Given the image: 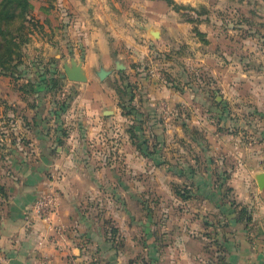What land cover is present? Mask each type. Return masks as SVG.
Returning a JSON list of instances; mask_svg holds the SVG:
<instances>
[{
  "label": "crops",
  "instance_id": "obj_1",
  "mask_svg": "<svg viewBox=\"0 0 264 264\" xmlns=\"http://www.w3.org/2000/svg\"><path fill=\"white\" fill-rule=\"evenodd\" d=\"M174 1L194 10H175L168 0H59L55 31L70 36L72 46L71 57L64 61L75 57L82 62L88 81H69L72 92L49 95L44 109L26 107L21 125L13 114L15 122L5 127L4 143L12 155L6 156V171L0 167L5 193L0 191V264H264V188L258 183L264 172V110L255 102L254 88L241 93L250 80H216L219 90H229L231 84L234 90L225 96H217V89L207 91L210 124L203 129L190 123L196 117L190 104L198 99L167 77L169 73L166 78L148 76L159 58L173 60L172 48L182 35L190 34L199 46H206L225 43L224 37L240 31L256 41L243 50L264 52V0ZM245 6L251 7L249 13ZM240 48L233 40L231 53ZM221 58L216 54L217 61ZM117 61L126 66L123 71L135 85L136 109L129 115L108 78L115 73L104 80L96 75L101 67L114 68ZM8 80L9 86L15 85ZM68 95L69 107L61 111L57 100ZM134 124L138 133L145 129L148 146L155 137V155H150L155 157V191L173 198V204L179 202L171 208L162 234L159 226L165 223L151 217L154 232L148 223L143 224L145 233L138 234L134 217L141 205L125 192L121 177L126 170L121 164L136 167L145 157L135 144L138 138L133 140L129 133ZM113 132L119 134L114 152L91 156L92 147ZM211 134L215 141L207 140ZM128 149L133 157L119 156ZM174 183L189 184L192 198L177 197ZM226 185L232 195L222 190ZM52 187L60 196L54 222L68 227L66 234L55 232L32 212L39 193ZM107 194L116 197L117 216L130 219L132 235L123 234V221L101 206ZM112 224L121 233L117 238Z\"/></svg>",
  "mask_w": 264,
  "mask_h": 264
},
{
  "label": "rangeland",
  "instance_id": "obj_2",
  "mask_svg": "<svg viewBox=\"0 0 264 264\" xmlns=\"http://www.w3.org/2000/svg\"><path fill=\"white\" fill-rule=\"evenodd\" d=\"M30 2L32 4V9L29 14V19H31V22H25V29L22 30L21 34H19V32L15 34L17 35L18 42H21L20 56L14 59L12 67L9 70H5V72L8 71L7 73L9 74L13 72V77L8 76V74L6 73L0 72V104L3 105L2 107L4 109V106L8 105L6 109L16 110V114L20 119L17 118L16 122H14L20 123V125L23 123V118H21L20 116L23 115V110L26 107L30 106V103H35L38 109H44L47 107V103L50 101L49 99H51L49 95H51L52 97L57 96L64 89L68 91L67 93L72 92L71 87L67 86L66 84L70 80H68L67 78H61V74L65 72L63 61L71 57L70 47L72 46H70V36L57 35L55 31L56 27L54 20L61 9L59 0H30ZM222 8L224 9L223 18H226L227 16L225 12L226 9H228L227 3H224ZM243 9L249 13L251 7L245 6V8ZM181 10H183V12L185 10V12L188 13L186 9L181 8ZM44 15H47L49 23H47L48 21L46 20V18H44ZM256 19H258V17H256ZM43 21H45L46 24L43 23ZM224 32H226L225 29ZM225 34L226 33H224V35ZM233 34L234 37H230L229 35L227 37H224L227 41L225 43L223 42L219 45L216 42H212V44L206 46L202 44L199 46L196 40L191 39L192 37H190V34L188 36L182 35V37H177L176 42L178 44L176 48H172L173 52H171L173 60L164 61V58H159L157 61H155V65H151L150 69L148 70V76L155 75L156 79H158L159 77L166 78L165 75H168L166 73H169L167 77H169L176 83L178 82L189 95H192L193 97L198 99L196 103L190 104L195 108L193 111L194 115L196 116L190 123L202 127L203 129L204 127H209L207 125L210 124L207 120L209 114L206 112L207 108L209 107V104H207L206 102V94L208 93L207 91H216L217 89L218 93H215L217 94V96H220L221 94L225 96L230 95L231 93L228 92H233L232 90H234V85L232 84L229 86V90H226L225 88H220L219 90V86L216 84V80L222 77L223 79H249V85L243 86L241 93H246L248 91L250 92V90L254 88L252 94H255V102L260 105L262 110H264V52L261 51L257 53H249L250 51L248 50V48L246 51L243 50L245 49L244 45H252L250 47H253L256 43L255 39L252 40V38H246L240 31H234ZM176 36L174 37L176 38ZM233 40H236V42L241 45L240 52L231 53ZM221 48H223L224 51H222ZM205 50L208 51V53H205ZM165 53L167 52H164L163 54ZM80 54L81 56L83 54L85 55V53ZM216 54L218 56H222L219 61L215 59ZM253 58L255 59L254 61ZM240 59H243V61L241 62ZM232 64H235L233 66L236 67V75H234L233 72L235 68H231ZM219 65H221L222 68L216 69ZM114 71L115 74L113 75V77H108L109 79H111L110 83H114V79L115 81L117 79H121V75L118 76L116 74L119 70L115 69ZM92 77H94V75H92ZM60 78L63 79V85L58 90L50 89L52 85L50 83H44L39 84L35 92L33 91L29 95L25 94L24 98L20 91H16V88L21 87V85L28 79H36V81L41 83L39 79H44L43 81L49 82V79ZM8 79L22 80L21 82L17 83H15L14 80H11V82L13 81V84L15 83V85L11 87L8 85ZM166 115L168 117V113H166ZM157 118L162 122L167 121L163 117ZM5 124L6 121H0V125L3 126ZM212 129L216 130V128ZM144 131L142 129L139 132L141 139L146 138V134ZM7 133L8 129H6L3 134ZM196 136H198V134ZM151 138L154 139L153 143L150 144L151 148H147L146 146L144 150L141 151L142 154L145 155L142 162L136 164V167L134 166V163H128L126 165L121 164L123 168H126L125 172L122 173L123 176H121L125 182V185H127L125 192L131 193L134 197L133 199L137 201L138 205H141V211L137 212V216L134 217L139 226L138 234L145 233L143 230V224L148 225V223L151 221L150 219H148L150 217L154 220H158L162 224L165 223V226H159L162 234V232L166 231L167 229L166 225L169 219V212L171 208H173V206H179L178 201L175 202L176 204H173V202L175 201L173 198L159 195L155 191V157L149 156L152 155L151 151H155V137L151 136ZM118 139L119 134L115 132L107 135L105 138H103L101 144H97L95 145V147H92L94 152L91 156H95V158H101V156H103L101 154H103L104 151L105 154L109 156L112 152H114L113 150L117 146L116 143ZM209 139L211 141H215L216 137L211 134V137H209L207 140L209 141ZM104 143H106V146H108L106 150L103 149L106 146H102L104 145ZM129 149L122 152L119 156H122L123 158L133 157V153H130ZM138 150L140 149L138 148ZM1 151H3L4 153L6 152V154L8 153V151L0 149V166L4 168V171H6V168L9 164L6 163L7 161H5L6 159H4ZM149 152L151 153L148 154ZM188 152L191 153L190 150ZM201 154L203 155L202 152ZM5 158L7 157L5 156ZM227 188L228 185L224 186L222 190L226 191ZM49 190H54L58 194L59 201V190H56L55 188L47 189L43 192L41 191L39 195ZM228 194L232 195V192L229 191ZM105 197L107 199H103L104 201H102L101 206L107 208L110 211L111 215H113V217L115 216L118 220L119 217L117 216V214L119 213H117L116 211V208L118 207L116 197L112 195ZM102 198L103 197H100L99 199ZM85 201H88L87 197H85ZM83 208L84 210H86L85 207ZM88 212H86V214ZM173 217L177 218V215ZM109 219H111L114 223L117 221L112 218ZM119 219L123 221V225L121 226L123 227L122 233L132 235V230L128 228V226L130 225V219L123 217ZM117 223H119V221H117ZM112 225L114 226V224ZM148 227L149 231L153 233V230H155V226H151V223H149ZM119 233V231L118 233H116V238Z\"/></svg>",
  "mask_w": 264,
  "mask_h": 264
},
{
  "label": "trees",
  "instance_id": "obj_3",
  "mask_svg": "<svg viewBox=\"0 0 264 264\" xmlns=\"http://www.w3.org/2000/svg\"><path fill=\"white\" fill-rule=\"evenodd\" d=\"M170 4H173V7L175 10H181L182 9H188V10H194L192 7L180 5L177 4L174 0H168ZM32 9V4L30 0H0V72L8 74V76L13 77L12 73H7L5 70H9L12 67V63L14 59L18 56H20V47L21 42H18L17 40V32L21 34L22 30L25 29V22H31V19H29V14ZM34 20V19H32ZM190 21H195V19H189ZM34 22V21H32ZM18 24V25H17ZM197 35L202 38L205 42L206 39H204L205 34L199 30L196 31ZM146 69H149V66H146ZM117 75H121V79H117L114 81L112 86L117 91V94L120 98V106L123 109L124 114L129 115L134 112L136 109L135 105L133 104L135 100V85L132 83L129 75L126 74L125 71H118ZM14 80L15 83L21 82L22 79H11ZM44 79H40L39 83L36 80L28 79L26 80L21 87H19V90H21L22 96L24 98V95L31 94L33 91L35 92L37 90V86L39 84H48L50 83L52 86L50 89H59L62 87V81L63 79H47V81H43ZM13 82V81H12ZM121 82V83H119ZM14 83V84H15ZM71 95V94H70ZM68 95L67 99L64 101L57 100L59 109L61 111H66L69 107V103L67 102L68 98L70 97ZM3 105L0 104V121H6L5 125H0V149H3L4 151H8V155H12V151L8 150L7 145L4 143V138H6V134H3L5 131V127L12 122L14 123L15 118L14 115L16 114V110L13 109H6L8 106H4L5 109L2 107ZM30 108H37V105L35 103H30ZM12 111V113H11ZM11 113V116L10 114ZM14 114V115H13ZM4 127V128H3ZM2 128V129H1ZM139 127L137 125H131L129 129V133L131 135V138L134 140L135 138H138L139 142L135 143L137 148L140 149V151H143L144 148L147 146V148H151L148 146L149 140L146 138L141 139L137 129ZM66 134V133H65ZM13 139V138H12ZM62 143L63 141L60 140ZM4 159L5 156H7L6 152L4 153L1 151ZM152 153H155V151H151ZM149 152L148 154H150ZM150 156V155H149ZM1 167V166H0ZM175 194L177 197H179L182 201H187L192 198V191L189 184H182V183H174L173 185ZM227 192H229L230 188L228 187ZM0 191L5 195L3 187L0 186ZM247 208L244 207L242 209V214H247ZM242 219V218H241ZM247 220H250V217H247ZM113 235L115 236L117 233V228L113 227Z\"/></svg>",
  "mask_w": 264,
  "mask_h": 264
},
{
  "label": "built area",
  "instance_id": "obj_4",
  "mask_svg": "<svg viewBox=\"0 0 264 264\" xmlns=\"http://www.w3.org/2000/svg\"><path fill=\"white\" fill-rule=\"evenodd\" d=\"M162 106L163 115L166 118V111L168 105H166V103H163ZM57 205L58 194L54 190H49L40 194L36 198L32 205V212L38 219L48 223L51 227H53L55 232L60 234H66L68 232V227H66L64 224L54 222L55 214L57 211Z\"/></svg>",
  "mask_w": 264,
  "mask_h": 264
},
{
  "label": "water",
  "instance_id": "obj_5",
  "mask_svg": "<svg viewBox=\"0 0 264 264\" xmlns=\"http://www.w3.org/2000/svg\"><path fill=\"white\" fill-rule=\"evenodd\" d=\"M154 37H159V31L155 30L153 31ZM64 69L65 72L61 74V78H67L70 81L73 82H86L88 81V73L86 69L83 67V63L78 61L75 57H72L71 60L68 62L67 60L64 61ZM123 71L126 69V66L120 62H116V66L111 69H106L104 67H101L98 71H96V75L99 77V79L104 80L109 75H111L114 70ZM258 183L259 187L261 189L264 188V172L261 173L258 176Z\"/></svg>",
  "mask_w": 264,
  "mask_h": 264
}]
</instances>
